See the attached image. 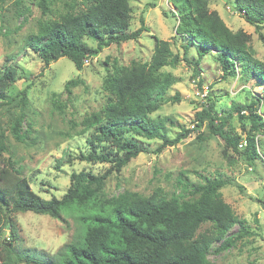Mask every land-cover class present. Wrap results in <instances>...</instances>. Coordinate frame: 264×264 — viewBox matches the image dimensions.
<instances>
[{
	"label": "trees",
	"instance_id": "16d2710c",
	"mask_svg": "<svg viewBox=\"0 0 264 264\" xmlns=\"http://www.w3.org/2000/svg\"><path fill=\"white\" fill-rule=\"evenodd\" d=\"M3 1L0 0V6ZM168 1L178 21L175 32L186 39L183 60L189 63V47L197 51L198 57L191 63L196 76L202 72L201 60L210 54L225 78L235 75L245 81L253 78L263 93L259 96L252 91L249 99L231 103L229 111L222 113L216 109L215 102H208V109L195 114L192 128L180 126L172 133L166 126L167 122L174 126L172 118L154 115L161 104L180 100L177 92L165 96L175 79L162 69L179 61L169 41L153 37V51L146 62L120 65L113 59L102 81L107 94L105 105L102 110L84 116L80 123L81 133L92 130L88 139L92 147L95 142H107L110 146L99 154L91 152L80 158L110 163L109 169L101 174L72 172L66 191L59 198L45 199L33 191L27 178L18 171L0 168V241L16 239L13 214L26 211L53 218H60L62 211L73 215L78 224L75 238L52 255L21 251L11 243L4 247L6 257L2 264H219L209 259L210 252L229 250L252 234L245 219L222 198L223 187L240 188L231 178L202 176L201 181L192 183L178 177L176 189L171 193L157 187L149 195L129 190L116 196L104 194L110 172H119L144 152L135 136L160 139V147L164 148L185 139L205 122L206 133L199 135V139L218 136L226 148L241 152L250 164L263 158L264 141L259 143L263 150L260 151L256 135L264 137L261 112L264 64L252 57L249 34L230 29L216 10L209 9L210 0ZM227 2L229 8L260 30L264 24V0ZM50 5V0H37L40 17L36 30L23 41L24 48L35 53L44 66L67 57L81 70L86 59L96 56L104 47L136 40L146 31L142 20L139 28L129 31L132 11L129 0H64L63 10L54 15ZM16 76L13 65L0 66V106L7 101L6 92ZM202 82L200 79L198 85ZM79 83L83 84V80L71 78L65 82L64 90L70 93V87ZM18 96L24 108L28 101L27 87ZM234 118L241 128L249 126L242 149L238 148L242 136L232 129ZM24 119L19 114L11 122L10 133L17 140L23 139ZM6 150V134L0 128V156ZM234 226L237 230L232 231ZM6 231L8 235L4 237Z\"/></svg>",
	"mask_w": 264,
	"mask_h": 264
},
{
	"label": "rangeland",
	"instance_id": "374dc122",
	"mask_svg": "<svg viewBox=\"0 0 264 264\" xmlns=\"http://www.w3.org/2000/svg\"><path fill=\"white\" fill-rule=\"evenodd\" d=\"M50 2L53 15L63 10L64 0ZM129 2L132 8L129 31L139 28L141 20L146 31H142L136 40L104 47L96 56L86 59L81 70L76 69L67 57L44 66L35 53L24 48V37L35 32L40 17L37 0H4L1 3L0 66L13 65L17 76L8 87L7 101L0 106V128L7 138V150L0 156V168L18 171L42 198H59L68 188L72 172L101 174L109 169L110 163L80 158L91 152L99 154L110 147L107 142H95L92 147L88 142L92 130L81 133L80 123L84 116L102 110L105 105L107 94L102 88V81L113 59L120 65L149 61L154 46L153 37L169 41L171 50L179 59L174 66H166L162 70L170 72L175 79L165 96L177 92L180 100L165 102L154 112V115L172 118L174 126L166 123L172 133L180 126L192 128L195 114L208 109V102H215L216 109L222 113L223 110L229 111L231 103L249 99L252 91L259 96L263 93V88L253 78L248 81L236 75L225 78L217 60L210 54L201 60L202 72L199 77L196 76L191 63L198 57L197 51L195 47H189V63L183 60L186 39L175 32L178 21L169 1ZM229 6L227 0H210L209 3V9L216 10L230 29H241L249 34L252 57L264 64V24L260 30H255ZM76 77L83 80V84L71 86L68 93L64 84ZM200 79L209 90L204 100L194 95L195 90L202 86L198 85ZM26 87L28 101L23 108L18 92ZM261 108L264 114V103ZM19 114L25 118L21 122L22 140L15 139L10 133L11 122ZM231 125L245 140L249 126L241 128L236 118ZM205 133L204 122L185 139L164 148L160 147V139L147 140L135 136L144 147V152L132 158L119 172H110L104 183V194L116 196L129 190L149 195L157 187L171 193L176 189L178 177L192 183L201 181L202 176L234 179L240 188L235 185L223 187L220 190L222 198L240 218L245 219L252 234L229 250L210 252L209 259L219 264H264V152H261L263 158L250 164L241 152L226 148L218 136L205 140L198 138ZM127 136L130 134L127 133ZM256 137L258 148L263 151L259 143L264 141V137ZM13 220L16 239L10 237L9 242L0 241V264L6 257L4 247H9L11 243L21 251L28 249L29 253L35 251L52 255L75 238L78 228L74 216L65 211L60 218L31 211L17 212L13 214ZM235 230L237 226L232 231ZM7 235L8 231L4 237Z\"/></svg>",
	"mask_w": 264,
	"mask_h": 264
},
{
	"label": "built area",
	"instance_id": "2783aa9c",
	"mask_svg": "<svg viewBox=\"0 0 264 264\" xmlns=\"http://www.w3.org/2000/svg\"><path fill=\"white\" fill-rule=\"evenodd\" d=\"M208 87L206 85H202L200 88L196 89L194 92V95L201 99L204 100L206 99L207 95H208ZM191 127H193V125H191ZM246 141L245 140H240L238 143V147L242 148L245 145Z\"/></svg>",
	"mask_w": 264,
	"mask_h": 264
}]
</instances>
